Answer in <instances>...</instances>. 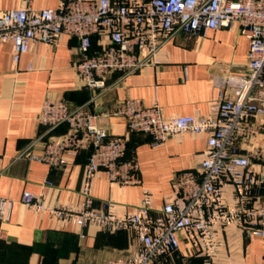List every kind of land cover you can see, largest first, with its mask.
Segmentation results:
<instances>
[{
	"label": "built area",
	"instance_id": "obj_1",
	"mask_svg": "<svg viewBox=\"0 0 264 264\" xmlns=\"http://www.w3.org/2000/svg\"><path fill=\"white\" fill-rule=\"evenodd\" d=\"M234 24L249 44L247 72L217 80L220 92L212 114L165 118L156 103L146 107L128 98L110 113L125 120L126 133L111 136L100 123L107 114H93L87 105L70 106L62 99L45 100L39 123L47 133L61 125L67 131L49 139L43 154L31 159L69 169L79 153L89 149L81 189L84 201L75 213L46 206L42 194L24 192L23 206L73 218L78 228L131 234L137 243L134 251L106 264H160L178 250L180 234L210 257L217 248L216 226H236L246 239L264 241V175L251 167L252 159L264 160V151L253 143L264 135V0H64L56 9L1 12L0 44L12 45V60L17 63L32 46L54 45L63 35L75 38L79 59L73 68L82 86L104 91L114 73L124 76L157 66L158 51L176 35L198 37ZM94 36L100 47L91 53ZM226 87L233 90V98L225 97ZM134 133L151 136L153 146L178 134L205 135L206 148L197 164L174 177L171 199L162 206L153 208L151 195L144 190L131 211L119 214L110 202L93 209L90 191L97 174L105 173L119 186L139 182L136 160L125 158L128 136ZM11 205L0 199L5 220Z\"/></svg>",
	"mask_w": 264,
	"mask_h": 264
},
{
	"label": "crops",
	"instance_id": "obj_2",
	"mask_svg": "<svg viewBox=\"0 0 264 264\" xmlns=\"http://www.w3.org/2000/svg\"><path fill=\"white\" fill-rule=\"evenodd\" d=\"M64 0H0V13L21 8L31 11L56 9ZM78 41L61 36L54 45L38 44L12 60V45L0 44V199L11 202L0 212V264H106L134 251L136 240L126 231L109 233L94 226L78 228L73 218L36 213L21 203L24 192L38 196L50 208L79 212L84 197L82 183L89 155L83 150L69 169L50 167L31 159L41 156L49 139L63 135L66 125L47 133L38 121L45 100L62 99L70 106L87 105L111 136H123L126 122L111 116L124 100L138 99L146 107L156 103L165 118L206 116L215 110L220 89L218 79L241 77L247 72L248 41L231 29L207 31L203 36L178 34L158 51L157 66H147L133 74L114 73L104 91L82 86L73 65L78 61ZM92 38L91 53L99 49ZM227 98L233 90L224 89ZM264 151V135L254 142ZM205 135L178 134L159 146L151 136H128L126 159L138 164L139 182L128 186L111 184L105 173L92 182V208L101 210L106 202L117 213L131 211L149 191L151 206L158 208L171 199L174 177L202 159ZM252 170L264 175V160H251ZM45 181L50 187L44 188ZM217 248L212 256L195 250L183 234L179 248L160 264H264V241L246 239L236 226H216Z\"/></svg>",
	"mask_w": 264,
	"mask_h": 264
},
{
	"label": "trees",
	"instance_id": "obj_3",
	"mask_svg": "<svg viewBox=\"0 0 264 264\" xmlns=\"http://www.w3.org/2000/svg\"><path fill=\"white\" fill-rule=\"evenodd\" d=\"M88 150V152L90 153V150L89 149H87Z\"/></svg>",
	"mask_w": 264,
	"mask_h": 264
}]
</instances>
